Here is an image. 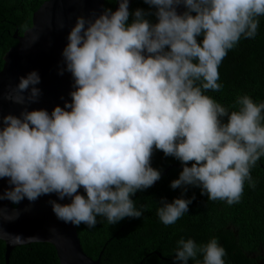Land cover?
<instances>
[{"label":"clouds","instance_id":"clouds-1","mask_svg":"<svg viewBox=\"0 0 264 264\" xmlns=\"http://www.w3.org/2000/svg\"><path fill=\"white\" fill-rule=\"evenodd\" d=\"M143 2L155 11L130 13L129 0H118L115 11L77 17L59 73H71V102L51 113L29 111L26 105L41 96L37 71L0 94V99L25 105L19 116L0 117V179L10 185L0 192V201L35 202L54 193L60 200L71 199L67 204L49 201L57 219L88 228H95L97 217L109 225L140 218L150 209H138L131 197L161 179L151 165L156 150L183 166L172 189L199 187L208 200L229 206L241 202L246 182L255 189L251 170L264 157V102L238 96L229 106L237 110L229 111L204 93L223 88L218 69L229 50L242 37H256L264 0ZM181 6L185 11L178 13ZM153 15L156 22L148 19ZM193 199H162L159 220L175 224ZM19 215L0 207V221ZM0 236L23 241L2 228ZM198 253L202 264H225L226 250L216 238L203 245L177 241L175 259L182 264L196 260Z\"/></svg>","mask_w":264,"mask_h":264},{"label":"trees","instance_id":"trees-1","mask_svg":"<svg viewBox=\"0 0 264 264\" xmlns=\"http://www.w3.org/2000/svg\"><path fill=\"white\" fill-rule=\"evenodd\" d=\"M45 1L0 0V70L4 55L17 43L13 39L14 32L18 31L21 36L31 26L34 12ZM115 1L105 0L104 9L113 10ZM138 8L155 11L143 0H133L130 13ZM132 19L130 15L129 22ZM148 19L156 22L154 15ZM259 20L256 37H242L219 66L218 83L223 88L204 93L223 106L233 105L237 97L243 95L250 96L256 103L264 102V17ZM237 108L229 107V111ZM151 165L166 174L154 187L138 191L131 197L138 209L141 205L149 207L142 217L124 218L115 225H109L104 217H97L95 228L85 224L76 226L82 250L88 257L99 259L100 264H182L175 259L178 240L193 239L203 245L216 238L226 250L225 264L264 262V157L251 170L257 181L255 189L246 182L241 202L232 206L226 201L208 200L199 187L186 186V192L184 188L172 189L171 181L179 177L183 166L162 151H154ZM193 196L195 199L189 205L188 213L175 224L165 226L159 220L156 209L162 206V199L171 203L175 198L190 199ZM4 255L5 245L0 241V264H5ZM8 260L9 264H60L54 248L47 243L15 247ZM196 260L202 264V254L198 253ZM196 260L190 259L188 264H196Z\"/></svg>","mask_w":264,"mask_h":264},{"label":"water","instance_id":"water-1","mask_svg":"<svg viewBox=\"0 0 264 264\" xmlns=\"http://www.w3.org/2000/svg\"><path fill=\"white\" fill-rule=\"evenodd\" d=\"M132 2L133 0H129V11ZM104 3L105 0L45 1L32 15L31 26L21 36L18 35V31L13 34V39L17 43L3 57V66L0 70V94L6 95L10 87H15L19 83L20 77L37 71L41 82L36 87L41 90V96L38 102L26 105L29 111L46 109L51 113L55 106L63 107L65 102H71L70 92L74 90L71 73L64 71L63 75L59 74L61 68L65 67L62 51L68 43V34L75 25L77 17L94 18L93 14L99 16L104 10ZM118 7L119 3L116 0L113 11ZM177 11L183 13L185 9L181 6ZM61 23L64 25L63 28L59 27ZM34 39L35 43H33ZM24 108L25 105L0 99V117L8 114L19 116ZM165 174L166 171L161 177ZM9 188L7 178L0 179V192ZM79 194L86 195L83 188L79 189ZM50 200L61 204L71 202L67 197L60 200L54 193L43 195L35 202H29L25 198L16 204V207H13L12 202L7 199L0 201V207H3L7 213H11L13 209L20 212L19 217L13 221H0V228L23 240L13 243L10 237L0 236V241L5 245V264H9V254L15 247L33 243L50 244L60 264H100L99 259L94 260L83 252L76 226L57 219L49 203ZM31 237L37 240L29 239Z\"/></svg>","mask_w":264,"mask_h":264},{"label":"flooded vegetation","instance_id":"flooded-vegetation-1","mask_svg":"<svg viewBox=\"0 0 264 264\" xmlns=\"http://www.w3.org/2000/svg\"><path fill=\"white\" fill-rule=\"evenodd\" d=\"M18 35H19V33H18ZM20 36V35H19ZM13 207H16L17 205L16 204H11ZM263 255V254H262ZM252 258H254V256H252ZM264 264V262L263 261H261V260H256V262H255V264Z\"/></svg>","mask_w":264,"mask_h":264}]
</instances>
